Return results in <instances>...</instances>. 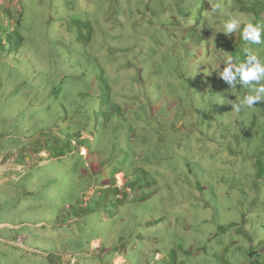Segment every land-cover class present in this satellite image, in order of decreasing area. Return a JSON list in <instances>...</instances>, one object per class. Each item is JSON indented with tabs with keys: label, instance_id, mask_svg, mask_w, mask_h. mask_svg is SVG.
<instances>
[{
	"label": "rangeland",
	"instance_id": "rangeland-1",
	"mask_svg": "<svg viewBox=\"0 0 264 264\" xmlns=\"http://www.w3.org/2000/svg\"><path fill=\"white\" fill-rule=\"evenodd\" d=\"M170 2L172 0H0V17L8 16L7 19L13 20L9 26L0 20V264H49L52 258H48L49 252L62 256L63 264H73L70 252H63L59 241L68 247L71 241L75 242V238L68 234H72V225L77 223V217L71 215L75 210L83 215L82 209L88 210L91 205L96 208L90 209L88 219L95 223V232L101 233V236L93 238L92 246L98 244L95 239L98 238L110 246L118 244L120 247L112 264H125L123 256L127 248L121 246L118 240L119 233L125 229L131 232L136 249L179 245L181 242L178 238H182L184 246L194 247L192 244H200L199 235L202 240L205 238L201 232L220 220L218 209L213 204L202 206L209 197L206 190L208 184L219 179L215 178L217 169L226 168L220 174L241 179L243 172L230 169L229 159L236 157V152L237 161L251 169L249 158L252 157V138L256 139L258 147H262L259 155H264V123H257L264 120V109L242 107L238 114H244L245 119L232 118V124L225 122L226 117L222 115L207 112L198 118L197 128L204 127L205 133L202 135L205 137L203 141L194 140L190 144L193 149L197 147L202 150L206 147L210 156V163L201 158L203 167H195L199 175L200 172L208 171L204 176L205 190L202 192L194 189L197 175H183L184 168L179 165L177 169L169 167L162 172L154 171L137 181L134 175L125 176L127 182L122 187L127 172L126 157L115 158L112 165L107 164L96 174L83 167L81 177L69 174L74 161L64 168H58L60 163L55 158L31 164L35 157L34 148L46 140L42 133L50 131L48 128L42 129V125L48 127L61 122L55 121L53 116L48 117L50 113L46 110V103L41 104L45 105L43 109L34 107L39 99L38 96V99L35 98L38 93L47 95L48 90L55 88L54 85L66 84L65 80L58 83L55 74L49 71L53 67L50 63L59 62L55 69L63 68L64 60L50 56L57 51L64 50V55H73L67 58H70L73 66L75 62H82L86 64L84 69H93L95 72L100 71L95 64L98 57L103 63L108 60L111 64L107 65L103 75H113L116 81L127 77V66L135 52L136 61L140 62L139 75L152 81L148 92L154 98H159L153 102L154 106L163 99L165 103L167 99L173 98L177 102L180 100L182 107H186V118H195L192 114L194 103L204 105L206 102L214 114L220 111L230 117L237 114L226 99L234 102L238 94L239 99H242L248 89L240 86L232 94L231 88L227 87L222 93L220 90H216L215 94L211 91L209 96L205 89L199 94L193 92L197 85L209 87L218 80V77L211 79V74L204 68V60L208 56L206 51L196 48L192 53L188 48L181 49L178 63L174 64L172 54L169 56L163 49L167 43L161 23L153 20V14L157 6L165 12ZM221 4L227 10H236L244 21L256 23L264 19V0H222ZM148 21L152 25H146ZM259 22L264 25V20ZM148 29H152V37H148L147 44H151L147 48H140L134 41L144 36ZM208 36L214 42L212 53H215V38ZM110 39L113 42L109 43H113V46H103ZM84 45L86 51L82 48ZM122 46H128L130 50L119 52ZM255 48L258 57L264 59V44L255 45ZM3 49L4 53L1 51ZM90 49L95 56L89 52ZM119 54L123 55V66H118L116 61ZM150 65L151 68H148ZM174 65L181 67L182 71L175 72ZM130 69L135 74L136 68ZM193 69H198L199 73L194 75L191 72ZM20 73L22 76L18 77ZM23 79L25 82L20 84ZM181 80H186V84L192 86L190 96L186 95L185 89L178 88L182 86L179 85ZM154 83H159L160 89ZM123 88L120 84L118 92ZM143 90L135 88V95L143 93ZM259 103L264 104V101ZM35 111H38V115L34 117L32 125L26 123L30 113ZM216 117L221 121V126H218ZM211 120L213 122L210 125ZM189 127L178 126L184 130ZM178 133L183 134L182 131ZM228 147L233 154L226 153ZM45 149L48 151L49 147ZM29 152L33 153V157L28 156ZM178 152L185 154L184 149ZM24 153L26 156L21 163L20 156ZM41 154L47 153L43 151ZM127 158L129 160V154ZM224 161L227 163L223 164ZM127 165L130 166L128 162ZM236 182L239 181L230 184ZM254 192L257 199L255 203L264 204V187L256 188ZM235 199L236 195L223 201L220 198L232 214L239 210ZM112 204L115 206L107 213ZM80 227L84 228L85 224L81 223ZM76 230L80 232L78 228ZM83 241L87 242V237ZM83 241L81 246L84 247ZM71 250L77 256L82 255L73 248ZM133 260L139 264L136 257Z\"/></svg>",
	"mask_w": 264,
	"mask_h": 264
},
{
	"label": "trees",
	"instance_id": "trees-1",
	"mask_svg": "<svg viewBox=\"0 0 264 264\" xmlns=\"http://www.w3.org/2000/svg\"><path fill=\"white\" fill-rule=\"evenodd\" d=\"M221 3L222 0H172L165 12L157 6L153 14L154 19L152 18L161 23L162 34L167 43L163 49L168 52L169 56H171L170 53L172 54L174 64L178 63L181 49L188 48L190 52L194 53L193 49L201 48L200 51L207 52L208 56L204 60V62L206 61L204 68L211 74V79L218 77V80L213 86L212 84L209 87L197 85L196 89L193 90L199 94L205 89L207 96L211 91L215 94L216 90H220L222 93L224 88H230L220 77V73L226 66L227 58L231 57L234 64L242 62L246 57L245 49H250L257 55L258 47L255 48L254 44L244 41L241 35L244 24L251 21H244L236 10L232 9L233 12L230 9L227 10L228 8L224 6L225 3ZM216 4H219L220 8L213 11ZM229 6L232 7V5ZM6 17L8 18V16ZM7 18L0 17V20H4L6 26L13 24V20ZM12 18L16 19L13 16ZM229 18L237 19L240 26L226 36L224 25ZM260 20L256 23H260ZM146 25L149 26L152 23L148 21ZM151 32L152 29H148L144 36L134 42L140 48H147L151 44L150 42L147 44L148 37H152ZM208 35L215 38V53H212L214 42ZM109 41L113 42L110 39L103 46H113V43L110 44ZM189 44H191L190 47ZM122 47L119 52L130 50L128 46H124V49ZM82 48L84 51L87 50L85 45ZM1 51L5 52L4 49ZM63 51L53 52V55H50L56 60H64L63 68L61 70L55 69L56 66H59V62L50 63L49 65L53 67H50L49 71L55 74V80L58 83L65 80L66 84L63 86L54 85L55 88L51 91L48 90L47 95L46 93H38L35 98L38 96L39 99L37 98L38 101L34 104V107L43 109L45 105L41 104L46 103V110L50 113L48 117L53 116L55 121L57 119L61 122H55L48 127L42 125V129L48 128L50 131L42 133V135L45 134L46 140L34 148L35 157L31 164L44 159L55 158L60 163L58 168H64L71 161H74L75 164L71 163L72 167L69 174H78L81 177L83 167L91 169L93 174H96L100 173L107 164L112 165L115 158L126 157L125 169L127 172L123 173L124 178L134 175V179L137 181L154 171L162 172L169 167L177 169L179 165L184 168L183 175L186 173H189L187 176L191 175V177L197 175L194 189H199L201 192L205 190L204 176L208 171L200 172L199 175L195 167L196 165L203 167L201 158L209 161L210 156L207 154L206 147L202 150L197 147L193 149L190 144L194 140L203 141L205 137L202 135L205 133L204 127L197 128L199 116L205 115L206 112V114L211 115H222L226 117L225 122L232 124V118L237 120L244 114L237 112L231 117L222 111L214 114L206 102L204 105L194 103L192 114L195 118H186V107H182L180 100L177 102L170 98L163 103V99L156 103L159 104L158 106L156 104L154 106L153 102H157L159 98H154L148 92V87L152 81L141 78L139 75L140 62L136 61L137 53L133 52L131 55L130 63L127 66V77L121 81H116L112 78L113 75H103L107 65L111 64L108 60L103 63L102 59L98 57L95 64L99 66L100 71L95 72L93 69H84L86 64L83 65L82 62H75L76 65L73 66L70 58L67 59L73 55L66 53L67 56H65ZM89 52L93 54L91 49ZM190 52H188L189 55ZM116 61L118 66L121 65L124 62L123 55L119 54ZM131 67L136 68L135 74L131 73ZM175 67V72L182 71L181 67ZM148 68H151V65ZM2 70L5 73L4 69ZM191 72L195 75L199 73V70L193 69ZM21 76L22 73L18 77ZM24 82L25 79L20 84ZM120 84L124 88L118 92ZM154 84L157 89H160L159 83ZM179 85L182 86L178 88L185 89L187 96L191 95L192 86L186 84V80H181ZM137 87L144 88L143 93L138 92V96L135 95L136 92L134 91ZM238 87H240L239 84L236 85V88L231 89L232 94L238 90ZM242 89L244 90V88ZM239 96L240 94L234 102H241L242 99H239ZM207 98H205L206 101ZM254 107L264 109V104L257 102L252 108ZM36 115H38V111L31 112L26 123L32 125ZM218 119L216 117L218 126H221V121ZM212 122L213 120L209 124L211 125ZM257 123H264V120ZM43 124L48 123L44 122ZM179 125L181 128L190 127L186 130L180 128V130ZM257 127L259 126L255 128ZM178 131H182L183 134H179ZM47 147L50 151L45 149ZM250 148L252 152V157L249 158L251 169L244 167L242 163L237 161L238 154L236 152L234 153L236 157L233 156V159H229L231 160L230 169L243 172L241 179L220 174L222 170L226 169L222 168L216 171L215 178H219L217 182L208 184L206 190L209 197H206L207 202H204L202 206L206 207L208 204H213L218 209V219L220 220L201 232L205 238L202 240L201 236H198L200 244L197 242L196 246L192 244L194 247L188 248L182 244V238H178L181 242L179 245L169 244L163 247L136 249L131 232L129 229H125L119 233L118 239L121 246L124 245L127 248V252L123 256L125 264H136L133 257L139 260V264L142 262L144 264H264V204L255 203L257 199L254 192L256 188L264 187V155H259L262 147L257 146L255 138H252ZM140 149L142 151H139ZM180 149H184V155L178 152ZM227 150L226 153L233 154L229 147ZM43 151L47 154L42 155ZM198 151H200L199 155ZM128 154L130 155L129 160ZM25 156L26 153L20 156L22 158L21 163L24 162ZM28 156L33 157V153L29 152ZM127 162L130 166L127 165ZM226 163L223 162V164ZM246 170H248V174H246ZM235 180L239 182L230 184ZM126 182L125 178L122 187L126 185ZM232 195H236L235 202L239 207L236 214L229 213L228 207L221 203L223 200L231 199ZM114 206L113 204L109 206L107 213ZM93 208L96 207L91 205L88 210L82 209L83 215H80L76 210L71 215L77 217V223L72 225L73 229L70 231L72 234H68L75 238V242L71 241L68 247L59 241L62 251L70 252L73 264H112L113 257L120 252L118 244L110 246L98 238H95L98 240V244L92 246L93 238L101 236L100 232H95L97 230L94 228L95 223L88 219L90 218L88 216L89 211ZM81 223L85 224L84 228L80 227ZM76 228L83 234L78 232ZM64 231L67 229L64 228ZM84 237H87V242L83 241ZM82 241L84 247L81 246ZM72 248L82 255H75L76 253L71 252ZM158 254L159 257L157 258ZM49 257H52L49 264L51 262L52 264H63L62 256L49 252Z\"/></svg>",
	"mask_w": 264,
	"mask_h": 264
},
{
	"label": "clouds",
	"instance_id": "clouds-1",
	"mask_svg": "<svg viewBox=\"0 0 264 264\" xmlns=\"http://www.w3.org/2000/svg\"><path fill=\"white\" fill-rule=\"evenodd\" d=\"M220 8L219 4L213 7V11ZM240 26V22L235 18H229L224 25L227 36L233 33ZM242 39L250 44H264V25L261 23L248 22L242 29ZM246 57L242 62L234 64L232 58L226 60V66L220 73V77L230 88L241 87L248 89L240 103L227 100L231 108L239 112L242 107L252 108L257 102L264 101V59L258 57L250 49H245Z\"/></svg>",
	"mask_w": 264,
	"mask_h": 264
}]
</instances>
